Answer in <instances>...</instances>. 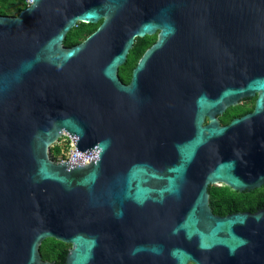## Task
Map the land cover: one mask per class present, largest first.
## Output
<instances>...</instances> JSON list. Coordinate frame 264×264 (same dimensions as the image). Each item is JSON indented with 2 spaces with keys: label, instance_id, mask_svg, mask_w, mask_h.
<instances>
[{
  "label": "water",
  "instance_id": "95a60500",
  "mask_svg": "<svg viewBox=\"0 0 264 264\" xmlns=\"http://www.w3.org/2000/svg\"><path fill=\"white\" fill-rule=\"evenodd\" d=\"M78 22L99 23L63 44ZM158 31L131 78L134 38ZM253 109L218 116L243 99ZM68 134L86 165L55 161ZM264 0H33L0 14V264H264Z\"/></svg>",
  "mask_w": 264,
  "mask_h": 264
},
{
  "label": "trees",
  "instance_id": "16d2710c",
  "mask_svg": "<svg viewBox=\"0 0 264 264\" xmlns=\"http://www.w3.org/2000/svg\"><path fill=\"white\" fill-rule=\"evenodd\" d=\"M14 4H18V7ZM11 6H16L18 13L26 8L24 0H0V14H6V10ZM98 25L99 23L78 22L76 26L67 33L63 44L70 47L82 42ZM141 51L142 49L135 45L127 56L126 62L120 67L119 74L123 82H128L130 80L128 78L132 66L135 64ZM253 100L254 98H249L248 102L245 100L239 105L228 107L218 116L220 123L226 124L232 118L251 111L254 105L251 103ZM249 103L251 105H248ZM51 153L54 157L58 156L60 154V147L55 144L51 148ZM208 193L212 211L218 215H226L237 211L255 212L264 207V184L260 188L243 192L234 191L224 185H210L208 187ZM69 247L68 244L54 238H47L40 245L41 257L43 260L54 261L55 264H62Z\"/></svg>",
  "mask_w": 264,
  "mask_h": 264
},
{
  "label": "built area",
  "instance_id": "2783aa9c",
  "mask_svg": "<svg viewBox=\"0 0 264 264\" xmlns=\"http://www.w3.org/2000/svg\"><path fill=\"white\" fill-rule=\"evenodd\" d=\"M32 1L33 0H24L26 7L30 5ZM59 142H62V144L64 145V152H62L61 156H59L61 152L56 157L52 156L55 161H74L82 165L90 163L89 156L77 150V148L75 147V142L70 135L66 133L62 134L60 140L57 143L59 144ZM65 149L68 150V154H70L69 156L65 153Z\"/></svg>",
  "mask_w": 264,
  "mask_h": 264
},
{
  "label": "flooded vegetation",
  "instance_id": "af4514ba",
  "mask_svg": "<svg viewBox=\"0 0 264 264\" xmlns=\"http://www.w3.org/2000/svg\"><path fill=\"white\" fill-rule=\"evenodd\" d=\"M157 37H158V31H156L155 33H152V34H145V35H143V36H138V37H135L134 38V42H133V46H132V48L136 45V46H138V48H141L142 49V51H141V53H140V55L138 56V58H137V60H136V62H135V64L132 66V69L135 67V65L137 64V62L139 61V59L143 56V54H144V52L146 51V49H148L151 45H153L155 42H156V40H157ZM132 48H131V50H132ZM130 50V51H131ZM130 53V52H129ZM129 55V54H128ZM121 67V66H120ZM120 67H119V70H120ZM132 69H131V72H130V76H129V78L128 79H130L131 78V73H132ZM118 74H119V71H118ZM119 78H120V74H119ZM121 79V78H120ZM122 81V80H121ZM123 82V81H122ZM129 82V81H128ZM128 82H124V83H128ZM254 98V100H255V97H253ZM245 100H247L246 102H248L249 101V98L248 99H243L242 101H241V103H243ZM254 100L253 101H251V103L252 104H254L253 102H254ZM240 103V104H241ZM247 113V112H246ZM245 114V113H244ZM243 115V114H242ZM241 116V115H240ZM237 117H239V116H237ZM222 124V123H221ZM70 246V245H69ZM69 250V249H68ZM66 255H67V253H66ZM65 259H66V256L64 257V259H63V263L62 264H65Z\"/></svg>",
  "mask_w": 264,
  "mask_h": 264
},
{
  "label": "rangeland",
  "instance_id": "374dc122",
  "mask_svg": "<svg viewBox=\"0 0 264 264\" xmlns=\"http://www.w3.org/2000/svg\"><path fill=\"white\" fill-rule=\"evenodd\" d=\"M14 5H17L18 7V4H14ZM16 6H11L9 7L7 10H6V14L7 15H11V16H16L18 14V9H17ZM248 105H251L250 103ZM56 145H58L60 147V152L61 154L59 156L62 155V152H64V145L62 144V142H59V144L57 143ZM65 153L69 156L70 154H68V150L65 149Z\"/></svg>",
  "mask_w": 264,
  "mask_h": 264
},
{
  "label": "clouds",
  "instance_id": "9594fccd",
  "mask_svg": "<svg viewBox=\"0 0 264 264\" xmlns=\"http://www.w3.org/2000/svg\"><path fill=\"white\" fill-rule=\"evenodd\" d=\"M59 140H60V139H59ZM56 144H57V143H56ZM51 156H53L52 153H51Z\"/></svg>",
  "mask_w": 264,
  "mask_h": 264
}]
</instances>
